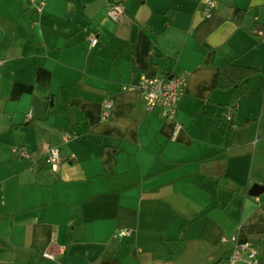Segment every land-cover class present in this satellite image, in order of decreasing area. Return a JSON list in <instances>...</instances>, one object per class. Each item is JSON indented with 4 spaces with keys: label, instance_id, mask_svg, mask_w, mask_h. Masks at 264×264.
Returning a JSON list of instances; mask_svg holds the SVG:
<instances>
[{
    "label": "crops",
    "instance_id": "1",
    "mask_svg": "<svg viewBox=\"0 0 264 264\" xmlns=\"http://www.w3.org/2000/svg\"><path fill=\"white\" fill-rule=\"evenodd\" d=\"M113 1L0 0V264H225L232 236L264 264V0H212L200 41L201 0H120L116 21ZM228 61L259 69L238 100L217 88ZM171 73L175 119L125 89Z\"/></svg>",
    "mask_w": 264,
    "mask_h": 264
},
{
    "label": "built area",
    "instance_id": "2",
    "mask_svg": "<svg viewBox=\"0 0 264 264\" xmlns=\"http://www.w3.org/2000/svg\"><path fill=\"white\" fill-rule=\"evenodd\" d=\"M201 16L203 19L211 17L215 10V4L212 0H201ZM43 2L40 1L38 10H42ZM124 12V5L120 0H115L107 7V16L113 20H119ZM255 33H260L255 31ZM88 42L91 47L97 43V37L90 35ZM2 60L0 59V64ZM187 76L183 73H171L165 76L141 77L135 84L129 85L125 89L133 91L139 99H141L145 107L149 109H159L162 117L166 119H175L177 106L180 97L184 93ZM234 108L232 107L225 114V119L230 120ZM111 113V102L106 100L103 104L100 117L102 120L109 118ZM180 124L176 123L174 132L180 129ZM11 153L17 158H28L29 151L22 146H13ZM60 153L57 149L48 152L46 162L55 167V163L59 160ZM128 229H120L115 232L117 237L128 236ZM232 248L229 251L225 264H236L238 260H242L244 264H262L257 258V251L250 243H238L235 236L230 237ZM45 259L44 264H57L56 258L52 253H43Z\"/></svg>",
    "mask_w": 264,
    "mask_h": 264
},
{
    "label": "trees",
    "instance_id": "3",
    "mask_svg": "<svg viewBox=\"0 0 264 264\" xmlns=\"http://www.w3.org/2000/svg\"><path fill=\"white\" fill-rule=\"evenodd\" d=\"M223 21V17L213 11L208 19H204L194 30L195 38L200 41L205 38L218 24ZM259 72V69L252 66L235 64L230 61L222 64L219 67V76L217 81V88L228 90L231 99L238 100L248 94L251 85L249 78ZM136 212L135 210L118 208L116 214L117 230L133 229L135 227ZM215 225L208 221L205 223V229L209 225ZM217 241V239H216Z\"/></svg>",
    "mask_w": 264,
    "mask_h": 264
},
{
    "label": "water",
    "instance_id": "4",
    "mask_svg": "<svg viewBox=\"0 0 264 264\" xmlns=\"http://www.w3.org/2000/svg\"><path fill=\"white\" fill-rule=\"evenodd\" d=\"M262 191H264V186L260 185V184H255L253 185L250 190H249V194L250 195H257L259 193H261Z\"/></svg>",
    "mask_w": 264,
    "mask_h": 264
},
{
    "label": "rangeland",
    "instance_id": "5",
    "mask_svg": "<svg viewBox=\"0 0 264 264\" xmlns=\"http://www.w3.org/2000/svg\"><path fill=\"white\" fill-rule=\"evenodd\" d=\"M0 154H3L2 152ZM4 155V154H3ZM2 157V155H0V158ZM49 167V166H48Z\"/></svg>",
    "mask_w": 264,
    "mask_h": 264
}]
</instances>
